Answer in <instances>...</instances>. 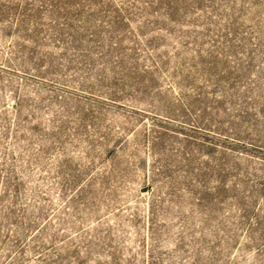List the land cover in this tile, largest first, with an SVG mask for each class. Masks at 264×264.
Wrapping results in <instances>:
<instances>
[{
	"label": "rangeland",
	"instance_id": "1",
	"mask_svg": "<svg viewBox=\"0 0 264 264\" xmlns=\"http://www.w3.org/2000/svg\"><path fill=\"white\" fill-rule=\"evenodd\" d=\"M0 264H264V0H0Z\"/></svg>",
	"mask_w": 264,
	"mask_h": 264
}]
</instances>
